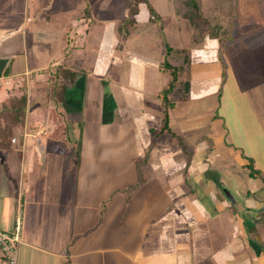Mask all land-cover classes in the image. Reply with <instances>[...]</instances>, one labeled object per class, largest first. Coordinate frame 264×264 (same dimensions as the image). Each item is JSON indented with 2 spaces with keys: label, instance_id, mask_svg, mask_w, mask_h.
Returning <instances> with one entry per match:
<instances>
[{
  "label": "crops",
  "instance_id": "0c3cea01",
  "mask_svg": "<svg viewBox=\"0 0 264 264\" xmlns=\"http://www.w3.org/2000/svg\"><path fill=\"white\" fill-rule=\"evenodd\" d=\"M167 2L178 4L180 15L189 22L177 0ZM102 3L0 0V230L12 233L21 222L17 264H142L141 259L150 262L160 256H174L177 264H264V172L259 178H251L249 172L240 170L248 180L238 197L237 172L224 175L220 167L223 159L212 154L213 139L200 143L205 150L202 160L195 158L197 146H187L184 138L180 140L183 144L178 141L180 149L159 142V136L166 132L157 136L163 118L158 95L168 85L170 75L161 71L163 60H157L156 48L141 46L153 44L152 39L140 43L144 37L131 35L126 49L119 48L120 23L124 19L119 10L115 14L119 24L109 27L114 28L118 57L103 83L100 120L113 127L119 121L129 130L127 158L124 133L110 139L117 140L116 144L107 143L105 134L96 141L86 134L85 145L79 151L70 147L55 149L62 142L76 146L82 139V127L59 111H83L87 78L79 75L76 86L69 85L64 92L57 87L51 96L45 86L49 79L46 77H54L60 66L73 65L71 56L77 57L80 49H87L92 25L106 18ZM261 4V0H254L256 10H250L245 19L252 20ZM146 6L142 11L137 8L131 22L134 26L142 20L152 23ZM231 6L201 11L199 19L210 21L214 28L221 22L237 29L239 37L235 43L243 32L235 13L236 4ZM156 12L160 23L161 16ZM194 34L193 29V42H210L207 50L213 53V57H206L202 54L205 51L199 50L198 58L207 65L219 63L218 41L207 38L198 43ZM64 58L69 61L64 62ZM195 64L192 59L189 94L170 113L182 102L194 99L200 105L208 92L212 95L221 90L222 68L214 73L202 68L204 71L197 75ZM146 101L158 103L162 113H150L144 105ZM46 110L49 114L57 111V118H46ZM61 123L65 124V133L50 135ZM75 152L81 155V169L73 178L63 183L60 166L57 173L51 170L55 176L47 174L46 156L52 157L50 162L62 163ZM248 154L257 162V154ZM139 160L148 168L146 182L158 181L168 204L157 216L154 207H136L137 224L130 232L140 234L142 239L137 257L133 258L126 253L130 234L123 226L124 210L132 201L126 194V184L130 183L124 180V171ZM234 161L244 170L249 163L242 158ZM0 264H7L1 252Z\"/></svg>",
  "mask_w": 264,
  "mask_h": 264
},
{
  "label": "rangeland",
  "instance_id": "374dc122",
  "mask_svg": "<svg viewBox=\"0 0 264 264\" xmlns=\"http://www.w3.org/2000/svg\"><path fill=\"white\" fill-rule=\"evenodd\" d=\"M102 2V7L106 10V13L104 12L106 18L104 22L97 20L92 25L86 45L87 49L78 50L80 53H77V57L76 55L71 56L69 60L73 62V65L60 66L57 68L54 77H46L49 79L45 86L47 92H51V96L57 87L64 92L69 85L76 86L79 75H85L87 78L83 111L72 114L65 113L63 109L59 111L66 119L71 118L77 122L78 127H82L79 131V133H82V139H78L76 146L74 144H63L62 142L54 146L55 149H68L70 147L79 151L85 145L86 134H91L95 141L100 138V134H105L107 136H103L107 138V143L116 144L117 140L110 139H113V135H117V133H124L125 158H127L129 130L124 129L119 121L118 125L113 127L100 120L102 104L104 103V101L102 102L104 97L101 96L104 90L103 83L106 82L105 78L110 73L109 68L113 65L115 58L118 57L115 50L117 42L113 36L114 28L112 30L109 27L119 24L115 21L116 11L119 10L124 14V19L120 23L121 37L118 40L121 45L119 48L126 49V40H129L131 35H137V37H144L140 43H147L145 41L148 39L155 41L153 44L147 43L141 46L148 50L151 46L156 48V56L159 61H165L168 58L170 63H181L180 59L167 57V46L176 49H191L194 54L193 57L191 56V60L193 59L196 62L194 70L197 75L200 71H204L201 70L202 68H208L211 73H214V70L221 67L222 72H225L219 92L212 95H210L212 92H208L205 95L206 100L200 105L192 99L178 104L177 109L171 111L170 131L159 136V142L180 149L178 141L181 144L183 140H180L184 138L187 146H197L198 152L195 153V158L196 160H202L205 157V150L201 149L200 143L206 142L207 144V139H213L212 154L220 155V158L223 159L220 167L224 175L235 174V172H230L233 170L237 172L238 181H236L238 185L236 186H238L237 195L239 197L246 189L245 181L248 180V176L245 175V172L250 170L247 167L245 170L241 169L240 163H237L238 161H234V159L240 160L242 158L248 162L249 159H252L254 168L257 171L259 170L261 176L264 172L263 169L257 167L264 168V146L262 145L264 130V0H261L262 4L258 6L257 13H253L252 20L245 18L249 17L250 10H256V7H253L254 0H201L199 18L201 11L213 8L227 9L235 3V13H237V20L243 32V37L238 39L223 54V61L219 59L220 55L218 53L219 63L214 64L212 62L208 65L206 61L202 62L198 58L200 55H196V53L198 54L200 53L199 50H202L205 51L202 53L204 56L213 57L211 49L207 50L211 47V44H209L210 42L208 45L193 42V29L189 22L180 15L178 4L169 3L167 0H102ZM148 3L155 6L161 16V22L149 23L142 20L134 26L131 22L135 18L136 12H138L136 11L137 8H140L141 11L147 9L146 5ZM96 12H98L97 9H95L94 15L97 14ZM259 14L261 15L258 18ZM106 27H108V30H106ZM161 31L162 35L160 34ZM161 36H163V39ZM64 59L66 63L69 61L68 58ZM231 84L232 87L230 88L229 85ZM211 97L212 99H210ZM48 98L46 96V99ZM144 105L147 106L150 113H162V107L158 103L146 101ZM45 114L46 118H57L58 116L57 111L49 114L46 110ZM65 131V124L61 123L60 126L54 127L50 135L54 133L62 135ZM118 142L121 143V141ZM49 143L53 144V140H50ZM248 152L257 154V162L249 156ZM75 153L73 156H67L62 163L50 162L52 157L46 156V168L49 172L47 174L55 176L53 173L51 174V170L57 173L60 166L59 169H61L64 177L63 183L69 181L74 177L73 174H78V169H81V155L79 152ZM209 155L207 154V156ZM127 166L124 171V180L126 183H130L126 184V194L132 198V201L129 205H126L124 210L123 226L126 229L125 231L130 234L126 244L129 251L126 250V253L136 258L142 239L140 234L136 235L130 232L134 230L133 227L137 224V221H135L138 215L135 211L136 207L142 206L148 209L154 207L157 216L168 204V200L158 181L151 179L146 182L149 172L142 160ZM240 170L244 171L245 174ZM54 178L52 177V180ZM140 262L142 264H177V259L174 256H160L150 262L145 259H141Z\"/></svg>",
  "mask_w": 264,
  "mask_h": 264
},
{
  "label": "trees",
  "instance_id": "16d2710c",
  "mask_svg": "<svg viewBox=\"0 0 264 264\" xmlns=\"http://www.w3.org/2000/svg\"><path fill=\"white\" fill-rule=\"evenodd\" d=\"M182 8L183 15L191 23L195 34L194 41L203 42L210 38L218 41V47L221 61L224 60L223 54L234 44L235 38L239 37V31L229 25L224 26L218 22V27L214 28L210 21L199 19L200 0H177ZM148 8L151 13V21L158 22L159 16L156 10L148 3ZM192 50L191 49H176L167 46V57H175L181 60L179 64L170 63L168 58L160 65V69L164 73L170 75V81L158 95L162 102L163 118L162 127L157 134H163L170 131V110L174 109L177 102L185 100L191 89L192 80ZM225 72H223L224 77ZM183 144V142H181ZM248 170L251 178H259L261 173L253 166V160L249 159Z\"/></svg>",
  "mask_w": 264,
  "mask_h": 264
},
{
  "label": "built area",
  "instance_id": "2783aa9c",
  "mask_svg": "<svg viewBox=\"0 0 264 264\" xmlns=\"http://www.w3.org/2000/svg\"><path fill=\"white\" fill-rule=\"evenodd\" d=\"M22 237V224L19 221L12 233L0 230V252L6 257L7 264H17L16 246Z\"/></svg>",
  "mask_w": 264,
  "mask_h": 264
}]
</instances>
